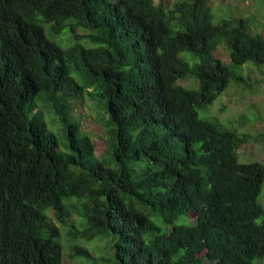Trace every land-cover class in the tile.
<instances>
[{"label":"trees","instance_id":"obj_1","mask_svg":"<svg viewBox=\"0 0 264 264\" xmlns=\"http://www.w3.org/2000/svg\"><path fill=\"white\" fill-rule=\"evenodd\" d=\"M221 43L230 64L264 67V36L214 22L209 0H0V264H64L58 224L108 238L107 256L73 247L90 264H264V164L238 161L249 133L198 116L244 81ZM84 92L107 115L102 157L71 116Z\"/></svg>","mask_w":264,"mask_h":264},{"label":"rangeland","instance_id":"obj_2","mask_svg":"<svg viewBox=\"0 0 264 264\" xmlns=\"http://www.w3.org/2000/svg\"><path fill=\"white\" fill-rule=\"evenodd\" d=\"M158 1V0H155ZM213 21L226 18H246L249 23V29L253 33L264 36V0H209ZM50 24H43L44 31L48 38L54 40L61 47L66 48L71 43L70 36L67 33V25L56 35L49 34ZM79 34L84 31L78 29ZM81 42L85 46L92 44L84 39ZM214 55L223 62L228 63L233 75L241 73L244 81L234 82L232 79L227 88L220 93L206 107L198 109V116L212 121H217L225 127L235 129L238 132H247L250 139L237 149L238 161L242 163L260 162L264 164V67L255 66L249 62L243 65L230 64V58L227 48L224 44H218ZM180 56L190 57L189 52L183 51ZM179 84L196 88V80L185 78L178 80ZM74 109L71 116L76 121L82 133L91 137L95 145L96 155L102 157L105 155L106 147L105 128L102 122L107 115L102 104V99L97 95L84 92V95L73 102ZM36 111L41 113L47 127L51 130L64 148L63 128L57 115L50 106L38 98L36 101ZM71 201V200H70ZM257 201L264 207V182ZM51 216V214H50ZM195 216L190 212L187 220L192 221ZM183 216L176 222H180ZM69 223L81 227L76 213L71 214ZM59 226V239L63 247L64 264H90L82 255H72L73 247L76 245L87 248L93 255L107 256L108 242L107 237L87 241L79 236L71 235L70 224Z\"/></svg>","mask_w":264,"mask_h":264}]
</instances>
